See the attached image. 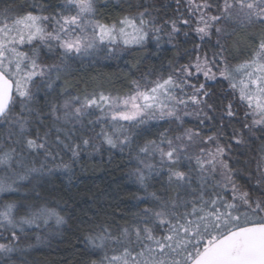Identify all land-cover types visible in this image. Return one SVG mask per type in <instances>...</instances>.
<instances>
[{"label":"snow or ice","instance_id":"6c2138e0","mask_svg":"<svg viewBox=\"0 0 264 264\" xmlns=\"http://www.w3.org/2000/svg\"><path fill=\"white\" fill-rule=\"evenodd\" d=\"M175 3L176 15L166 19L140 5L143 11L114 22L101 18L107 0L0 9V125L8 129L0 140V195L19 192L51 165L67 169L61 153L134 152L131 175L147 190L163 174V192H149L150 206L122 224L93 222L85 240L98 259L90 264H264V0ZM189 32L199 43L183 48L186 62L174 57L166 71L142 72L127 91L70 90L75 60L135 52L150 40L171 44L179 57ZM249 39L245 58L233 64L227 42L239 51ZM224 84L233 99L218 104L213 88ZM40 93L44 107H37ZM257 131V155L235 158L233 145L248 144ZM50 221L66 222L53 208L0 201V254L10 256L26 229Z\"/></svg>","mask_w":264,"mask_h":264},{"label":"trees","instance_id":"16d2710c","mask_svg":"<svg viewBox=\"0 0 264 264\" xmlns=\"http://www.w3.org/2000/svg\"><path fill=\"white\" fill-rule=\"evenodd\" d=\"M34 2L35 0H0V9ZM107 3L108 7H101V18L105 22H114L123 15L143 11L144 8L140 5L151 6L153 15L158 20L175 16L177 7L175 0H107ZM260 30L256 27L250 31L259 33ZM215 40L216 37L213 36V44ZM193 42L199 43L192 32H189V38L180 37L182 54L179 57H176V49L171 44L162 43L157 48L156 42L150 40L144 49L135 52L125 51L107 58L101 56L96 59L75 60L71 62V71L66 79L74 94L82 93L85 88L92 91L97 84L113 91L124 92L129 87V80L139 79L142 72L149 69L154 72L166 71L168 61L174 57L181 63L186 62L183 48L191 50ZM232 43L231 40L227 42L230 49L229 59L236 64L245 58L247 46L253 41L250 39L246 43L242 41L239 51L231 48ZM138 61L140 71L131 67ZM58 83L63 87V82ZM226 89V84L222 88H213L216 93L213 99L218 104L233 99L227 95ZM42 101L46 102L44 94L40 93L37 107L43 106ZM236 127L239 125L236 124ZM227 131L230 132L231 129ZM260 135L257 131L256 136L252 137L248 144L239 148L233 145L234 157L247 161L250 157L256 156L261 147V141L256 137ZM61 155L63 163L69 165L67 169L51 165L53 168L51 172L45 170L43 174H34L33 177L21 182L22 191L9 193L5 198L9 201L53 208L66 222L56 225L50 221L47 225L41 224L39 228L26 229L27 235L19 241L17 248L22 256L14 253L10 257H0V264H88L94 255L86 243L85 236L93 222L99 223L107 219L122 224L140 208L150 206L145 203L149 192H163L160 190L166 179L163 174L158 176L159 178L154 176L149 181L146 192L140 188L135 176L131 175L134 152L121 153L116 149L108 151L105 146L99 152H82L77 158H73L70 153ZM40 159L43 160V157ZM60 163V160L56 161V164ZM36 166L39 167V164ZM242 182L245 181L242 179Z\"/></svg>","mask_w":264,"mask_h":264},{"label":"rangeland","instance_id":"374dc122","mask_svg":"<svg viewBox=\"0 0 264 264\" xmlns=\"http://www.w3.org/2000/svg\"><path fill=\"white\" fill-rule=\"evenodd\" d=\"M42 56L44 57V60H45V62L46 63H52L53 61H52V59H51V56H50V54H45V53H42ZM101 56L103 57V58H107L108 56H106L104 53H100V54H98V55H96V56H89V57H85V58H87V59H96V58H101ZM43 102V106H45V102L44 101H42ZM42 106V107H43ZM161 123H163V122H161ZM7 132H8V129H7V127L6 126H4V125H0V140H2L3 139V136H6L7 135ZM135 168V160L133 161V165H132V170ZM155 177H157V178H159L158 176H155ZM166 178V177H165ZM136 182H137V180H136ZM138 183V182H137ZM138 185L140 186V188H142L145 192L147 191V190H145V188L144 187H142L139 183H138ZM160 190L161 191H163V187H161L160 188ZM19 191H22L21 189L19 190ZM7 196V194H4V195H0V201H2V202H8L9 200H7V198H5ZM12 201H14V200H12ZM19 203V202H18ZM34 228V227H33ZM30 229V228H29ZM8 236V233L7 232H5L4 233V237H7ZM27 241H29V240H27ZM0 242H6V240L5 239H3V238H0ZM20 243V242H19ZM27 248V247H26ZM26 248H24V250H26ZM16 254V255H18V256H22V253L19 251V250H17V251H15V252H13L12 254H10V256L11 255H13V254ZM10 256H7V257H10ZM0 257H6V256H4L3 254H0ZM94 258H90L89 259V261H88V264H90V261L91 260H94V259H98V255H94L93 256Z\"/></svg>","mask_w":264,"mask_h":264}]
</instances>
